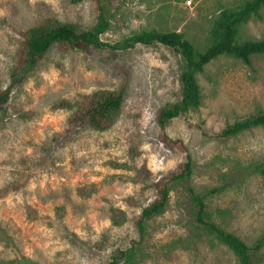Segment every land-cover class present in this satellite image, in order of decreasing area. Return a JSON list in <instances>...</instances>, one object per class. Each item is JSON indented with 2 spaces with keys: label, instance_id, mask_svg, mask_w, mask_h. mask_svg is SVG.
<instances>
[{
  "label": "rangeland",
  "instance_id": "rangeland-1",
  "mask_svg": "<svg viewBox=\"0 0 264 264\" xmlns=\"http://www.w3.org/2000/svg\"><path fill=\"white\" fill-rule=\"evenodd\" d=\"M242 1L0 0V89L10 91L0 110V189L19 184L0 199V227L25 258L109 264L120 249L132 255L117 264H239L197 224L187 188L225 231L248 245L264 236V176L254 171L264 167V127L211 137L264 112V56L253 57L250 67L223 56L198 76L201 106L165 127L168 138L188 148L191 178L169 183L167 206L145 223L141 243L134 225L155 198L154 183L185 160L159 139L156 122L159 110L179 99L185 62L159 44L123 49V42L143 31H174L204 49L214 20ZM99 15L109 25L100 49L62 53L54 47L37 67L14 72L19 32L49 21L87 31ZM240 36L264 40V9ZM124 80V102L108 129L70 127L74 110L67 104L117 91ZM83 186L90 194L79 193ZM57 209L61 230L28 221L31 210L55 219ZM15 258L0 238V264Z\"/></svg>",
  "mask_w": 264,
  "mask_h": 264
},
{
  "label": "trees",
  "instance_id": "trees-1",
  "mask_svg": "<svg viewBox=\"0 0 264 264\" xmlns=\"http://www.w3.org/2000/svg\"><path fill=\"white\" fill-rule=\"evenodd\" d=\"M77 2L80 0H71ZM264 9V0H244L234 8L223 10L214 20L209 42L204 49H200L188 41L182 33L174 31H143L133 34L123 42V49H130L136 45L151 46L159 44L175 51L185 62L184 70L180 76V94L176 103L163 107L159 110L156 122L160 128L159 139L168 147L178 150L184 155V162L179 170L164 180L153 185L155 191L154 200L142 209L137 220L135 229L138 233L139 242L145 237V223L151 218L161 214L169 200V183L174 181L187 182L192 175V157L188 148L180 140H171L165 133V127L173 119L186 116L189 112L197 110L202 104V90L198 76L204 74L205 69L213 61L220 57H230L241 61L244 65L251 66L255 56H264V40L242 39L241 28L252 18H260ZM109 25L101 15L98 16L97 24L90 30L80 31L70 23L49 21L33 28L19 32L18 47L15 54L14 72L18 73L37 67L52 48H57L62 53L70 51L91 52L102 47L101 36L108 30ZM127 81L124 80L117 91L98 92L83 96L73 106L66 107L74 110L69 125L72 129L92 128L106 130L109 128L112 118L119 112L126 94ZM10 101V91L0 89V110ZM264 127V112L251 115L238 120L233 124H227L220 133L211 136L217 140L236 137L241 133ZM255 172L264 176V167L256 166ZM19 184L11 183L0 189V199L17 191ZM90 187L83 186L79 193L90 194ZM195 205V219L198 225L212 235L220 244L226 247L237 259L239 264H261L264 262L262 249L264 236L248 245L238 236L229 233L212 222L206 210L202 197L198 196L192 188H187ZM29 222H38L49 228H57L61 223L62 210H56V218L41 214L36 210L28 213ZM117 218L120 216L117 215ZM0 238L6 247L16 258L8 260L4 264H42L32 262L25 258L19 251L15 241L7 232L0 227ZM75 238V237H74ZM132 251L116 250L109 264H117L120 260H129Z\"/></svg>",
  "mask_w": 264,
  "mask_h": 264
},
{
  "label": "built area",
  "instance_id": "built-area-1",
  "mask_svg": "<svg viewBox=\"0 0 264 264\" xmlns=\"http://www.w3.org/2000/svg\"><path fill=\"white\" fill-rule=\"evenodd\" d=\"M189 4L191 3V2H188Z\"/></svg>",
  "mask_w": 264,
  "mask_h": 264
}]
</instances>
